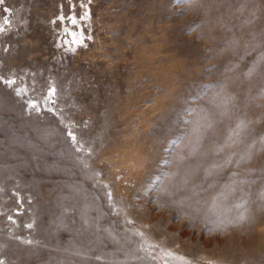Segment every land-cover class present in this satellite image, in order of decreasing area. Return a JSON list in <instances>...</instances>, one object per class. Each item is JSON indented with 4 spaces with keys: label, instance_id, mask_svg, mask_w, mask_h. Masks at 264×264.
<instances>
[{
    "label": "rangeland",
    "instance_id": "1",
    "mask_svg": "<svg viewBox=\"0 0 264 264\" xmlns=\"http://www.w3.org/2000/svg\"><path fill=\"white\" fill-rule=\"evenodd\" d=\"M0 264H264V0H2Z\"/></svg>",
    "mask_w": 264,
    "mask_h": 264
},
{
    "label": "snow or ice",
    "instance_id": "2",
    "mask_svg": "<svg viewBox=\"0 0 264 264\" xmlns=\"http://www.w3.org/2000/svg\"><path fill=\"white\" fill-rule=\"evenodd\" d=\"M0 3H2V0H0ZM72 23H74V24L76 23L75 19L72 20ZM73 42L75 43V42H77V41L74 39ZM33 107H35V105H33Z\"/></svg>",
    "mask_w": 264,
    "mask_h": 264
}]
</instances>
